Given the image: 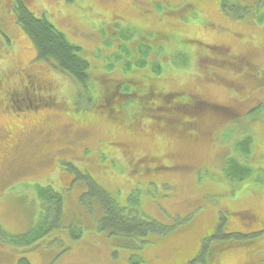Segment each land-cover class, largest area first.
<instances>
[{
    "label": "rangeland",
    "instance_id": "obj_1",
    "mask_svg": "<svg viewBox=\"0 0 264 264\" xmlns=\"http://www.w3.org/2000/svg\"><path fill=\"white\" fill-rule=\"evenodd\" d=\"M14 1L0 0V264H264V0H25L80 48L86 88L37 59ZM203 103L232 114L185 109ZM230 156L261 169L233 182ZM90 180L164 233L100 229ZM43 191L61 197L58 225L37 252L11 244L47 217Z\"/></svg>",
    "mask_w": 264,
    "mask_h": 264
},
{
    "label": "trees",
    "instance_id": "obj_2",
    "mask_svg": "<svg viewBox=\"0 0 264 264\" xmlns=\"http://www.w3.org/2000/svg\"><path fill=\"white\" fill-rule=\"evenodd\" d=\"M225 6L223 5V8ZM15 18L17 24L22 28L25 34L29 37L37 52V59L43 61H53L55 68L63 74L68 75L75 83H78L82 87L86 88L91 80L90 75V64L79 56L80 48L74 46L69 42L67 37L59 32L45 17L38 18L33 15L25 0H15ZM181 97V96H178ZM148 99L151 98L148 96ZM180 104L175 106L178 108ZM200 108H210L215 110L222 115L232 114L230 108L221 107L218 105L210 106L209 104L192 105L191 107L186 106L185 109L189 110ZM184 109V108H182ZM230 112V113H229ZM116 114L115 110L113 111ZM190 128L196 126L195 122H190ZM253 139L246 137L244 140L237 144V150L242 154L244 159L249 161L253 156ZM259 168H253L249 164L241 161L239 158H232L230 156L227 159V165L225 166L224 172L226 177L236 183L244 182L250 178L256 176V172L260 171ZM91 191L90 195L99 199L100 204L103 207L105 216L100 221V229L110 228L118 234L124 236H132L139 234L145 241L148 240L149 236L154 233L162 232L161 228L157 223L152 222L149 219L134 218L127 215V208H122L117 205L104 190L98 187L92 180H90ZM39 200L43 203L46 209L47 217L41 218V222L38 226L29 234L24 236H8L4 233L3 236L9 238L16 246L26 245L32 246L34 252L38 241L43 239L49 232L50 228L58 225L59 220L63 216L61 209V197L54 193H38ZM58 207L55 210L49 211V208ZM45 213V214H46ZM56 214V215H55ZM52 220V221H51ZM54 221V225H53ZM147 237V238H146ZM148 244V242H145ZM34 245V246H33ZM40 249V248H39ZM17 264H32L31 259L26 257L21 258Z\"/></svg>",
    "mask_w": 264,
    "mask_h": 264
}]
</instances>
